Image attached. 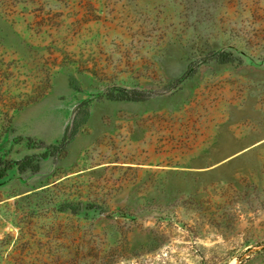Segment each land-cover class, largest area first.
<instances>
[{
  "label": "rangeland",
  "instance_id": "rangeland-1",
  "mask_svg": "<svg viewBox=\"0 0 264 264\" xmlns=\"http://www.w3.org/2000/svg\"><path fill=\"white\" fill-rule=\"evenodd\" d=\"M0 264H264V0H0Z\"/></svg>",
  "mask_w": 264,
  "mask_h": 264
},
{
  "label": "trees",
  "instance_id": "trees-1",
  "mask_svg": "<svg viewBox=\"0 0 264 264\" xmlns=\"http://www.w3.org/2000/svg\"><path fill=\"white\" fill-rule=\"evenodd\" d=\"M241 190L238 189V191L235 192V195L239 197Z\"/></svg>",
  "mask_w": 264,
  "mask_h": 264
}]
</instances>
